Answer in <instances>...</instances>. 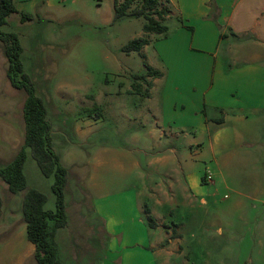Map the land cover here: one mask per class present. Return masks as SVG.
<instances>
[{
  "label": "rangeland",
  "instance_id": "1",
  "mask_svg": "<svg viewBox=\"0 0 264 264\" xmlns=\"http://www.w3.org/2000/svg\"><path fill=\"white\" fill-rule=\"evenodd\" d=\"M14 1L18 13L9 17L2 30L19 37L24 71L45 101L53 147L69 170L68 226L56 237L62 264H96L109 250L105 241L96 245V237L103 232L97 228L102 220L95 199L102 193L88 186L91 170L87 164L103 146L132 150L141 162L146 179L139 185L145 181L151 189L139 201L147 222L146 209L155 218L159 199L168 210H164L167 225H174L175 231L174 222H184L180 229L183 253L175 254L172 264H264V114L249 116L245 124L236 123V129L229 128L218 138H213L210 127L193 155L187 149L189 158L184 154L167 163H151L166 147L164 140L158 144L151 134L163 122L164 106L172 112L169 94L181 96L193 87L182 82L176 89L178 84L171 77L167 80L168 64L155 45L159 35L140 51L128 54L123 48L131 40L145 35L150 40L152 35L143 30V18L115 20V0ZM23 14L29 19L24 20ZM8 64L0 41V168L14 159L25 138L27 94L11 85ZM148 66L164 76L155 80L147 95ZM192 170L212 177V182L202 184L203 196H194L186 188L184 178ZM24 173L28 188L46 194L45 209L55 210V178L41 172L30 149ZM134 178L108 167L94 181L116 182L124 188ZM24 195L25 191L12 194L0 179V264H36L33 255L23 261L27 251L35 249L23 219ZM255 195L263 202L254 201ZM77 254L79 259L74 258Z\"/></svg>",
  "mask_w": 264,
  "mask_h": 264
},
{
  "label": "crops",
  "instance_id": "2",
  "mask_svg": "<svg viewBox=\"0 0 264 264\" xmlns=\"http://www.w3.org/2000/svg\"><path fill=\"white\" fill-rule=\"evenodd\" d=\"M167 6L171 11L165 20L168 32L159 35L155 45L168 64L167 80L171 77L178 84L176 89L182 82L193 83V87L181 96L169 94L172 112L164 106L163 122L154 126L151 134L158 144L164 140L166 147L151 163H167L184 154L189 158L210 127L213 138H218L227 129H236V123L245 124L249 116L264 114V0H169ZM150 35L149 44L157 34ZM163 76L153 78L150 91ZM132 155V150L123 147L103 146L87 164L88 172L91 170L89 189L102 193L95 199L102 222L94 227L103 232L102 237H96V245L109 244L107 254L96 264H172V257L183 253L180 229L184 222H174L175 231L174 225H167L164 210H168L159 199L153 210L157 226H149L139 201L142 195L148 197L151 189L145 181L139 185L146 174ZM108 167L135 175L136 181L124 188L116 182L96 183V174L106 173ZM204 175L199 170L185 175L186 188L194 196L204 194ZM251 198L263 202L258 195ZM201 201L205 203L203 197ZM34 252L33 248L27 251L23 261Z\"/></svg>",
  "mask_w": 264,
  "mask_h": 264
},
{
  "label": "trees",
  "instance_id": "3",
  "mask_svg": "<svg viewBox=\"0 0 264 264\" xmlns=\"http://www.w3.org/2000/svg\"><path fill=\"white\" fill-rule=\"evenodd\" d=\"M169 0H115V20L124 17L143 18V30L150 34L166 35L168 26L165 24L171 11L167 4ZM18 10L14 0H0V41L3 42L8 58L7 77L16 89L25 90L27 97L23 107L25 120L24 144L20 147L14 159L0 168V179L4 181L12 194L25 191L22 212L27 227L28 240L35 245L33 258L36 264H62L58 255L56 237L60 229L68 226V216L65 203V191L69 181V170L64 166L61 156L55 151L52 143V127L48 119L45 101L36 93L35 83L25 73L21 60L23 48L15 33L4 32L2 27L8 24V19ZM23 19L29 17L23 14ZM150 40L148 36L139 37L126 44L123 50L130 54L140 51ZM144 76L149 91L152 81L148 77L157 78L162 72L148 66ZM134 89L138 90L136 84ZM147 92V95L149 94ZM30 149L41 172L46 177L54 176L52 191L56 196V209L46 210L47 196L36 188H28L24 173L25 164ZM204 182V179H202ZM149 226H157L156 219L146 209Z\"/></svg>",
  "mask_w": 264,
  "mask_h": 264
},
{
  "label": "built area",
  "instance_id": "4",
  "mask_svg": "<svg viewBox=\"0 0 264 264\" xmlns=\"http://www.w3.org/2000/svg\"><path fill=\"white\" fill-rule=\"evenodd\" d=\"M204 182L205 183H209V182H212V177H211V175L210 174H208V173H206L205 175H204Z\"/></svg>",
  "mask_w": 264,
  "mask_h": 264
}]
</instances>
